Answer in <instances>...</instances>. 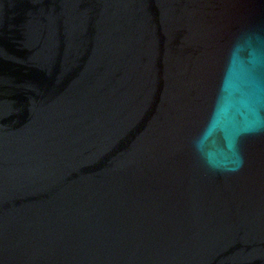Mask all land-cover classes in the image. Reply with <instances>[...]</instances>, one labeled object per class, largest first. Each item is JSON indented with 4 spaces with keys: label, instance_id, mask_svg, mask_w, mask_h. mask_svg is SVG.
Instances as JSON below:
<instances>
[{
    "label": "water",
    "instance_id": "water-1",
    "mask_svg": "<svg viewBox=\"0 0 264 264\" xmlns=\"http://www.w3.org/2000/svg\"><path fill=\"white\" fill-rule=\"evenodd\" d=\"M0 264H264V0H0Z\"/></svg>",
    "mask_w": 264,
    "mask_h": 264
}]
</instances>
